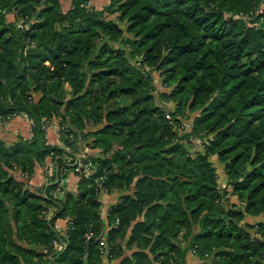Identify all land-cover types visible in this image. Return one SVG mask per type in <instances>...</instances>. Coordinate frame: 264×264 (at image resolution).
Instances as JSON below:
<instances>
[{
    "label": "trees",
    "instance_id": "obj_1",
    "mask_svg": "<svg viewBox=\"0 0 264 264\" xmlns=\"http://www.w3.org/2000/svg\"><path fill=\"white\" fill-rule=\"evenodd\" d=\"M89 1L0 0V119L32 123L30 139L0 140V264H264V0ZM53 119L61 143L98 151L60 198L30 185L46 159L63 167ZM102 188L126 191L105 220ZM104 231L106 249L85 242Z\"/></svg>",
    "mask_w": 264,
    "mask_h": 264
},
{
    "label": "rangeland",
    "instance_id": "obj_2",
    "mask_svg": "<svg viewBox=\"0 0 264 264\" xmlns=\"http://www.w3.org/2000/svg\"><path fill=\"white\" fill-rule=\"evenodd\" d=\"M102 2L104 3V6L105 5H108V3H109V0H102ZM103 3H99V5H97L96 7H97V9L98 10H100V9H102L104 6H103ZM117 15H114V16H111V17H109L110 19H114L115 17H116ZM226 17H228L227 15H226ZM116 47H120V45L119 44H116L115 45ZM154 78H155V83L157 84V86L159 85V79H158V76H157V74L156 73H154ZM159 87V86H158ZM20 117V116H19ZM193 117H194V114H192V115H190V117L189 118H181V124L179 125V135L181 136V137H183L184 135H187V134H189L190 132H191V126H192V121H193ZM16 118V117H15ZM13 120V119H12ZM8 123L9 122H7V123H1L0 122V124H2V126L4 127V130H9V126H8ZM52 123H54L53 125L55 126V127H57V128H59V126H58V121L56 120V119H53L52 120ZM3 124H6V125H3ZM50 128L51 127H53V126H49ZM48 127V128H49ZM53 140H51V137H50V135H49V132L47 133L46 132V139H47V142L51 145V144H54L55 142H56V138H54L55 136H56V134H55V132L53 131ZM57 134H59V133H57ZM14 135V134H13ZM52 136V135H51ZM57 137H59L58 135H57ZM210 138H211V136H210ZM6 139H8L7 137H6ZM17 138L16 137H14L13 136V141L12 142H14L15 140H16ZM1 141H3V142H8V141H5V140H3V139H0ZM12 142H9V143H12ZM202 142L203 141H201V139H197V138H194V137H190V139L189 140H186V139H183V141H182V143H183V145L185 146V148L187 149V151L189 152V154H191V155H193V153H195V152H203V149H202V146H201V144H202ZM204 143V142H203ZM82 144V146H83V148L81 149V152L82 153H84L85 154V157L86 156H88V155H90V154H97V150H93V149H91L89 146L88 147H86L85 146V144H83V143H81ZM87 162H91L89 159H87L86 160ZM210 161H211V163H212V165L215 167V169H216V173H217V183H218V188L219 189H224V187H225V175H224V171H223V165L219 162V161H217L216 160V158L215 157H212L211 159H210ZM92 163V162H91ZM51 164H53V161H52V163ZM49 170H47L46 169V171H42V173H44V178H45V180H46V182L45 183H47L44 187H46V186H49V185H56L57 187H56V189L54 190V192L52 193V195H54V194H56L57 193V189H58V184H55V181H56V176L58 175V170H57V166H56V164H53V165H50V168H48ZM95 170L94 169H92V171L90 172V176L89 177H91L92 175H94V172ZM69 176H72V174L71 175H69ZM74 176V175H73ZM67 180H68V177L67 178H65V181H64V183H63V186H62V189L64 188L65 190H69V189H66V183H67ZM60 185H59V187H61ZM43 187V188H44ZM62 189L60 190L61 191V193L60 192H58L57 194H58V196H59V198L61 197V194H62ZM72 190V189H71ZM101 192H104V191H102V190H100ZM118 193V192H117ZM124 194V193H126V191H123V192H121V194ZM57 196V197H58ZM229 200H230V203H237V200H236V197H233V196H229ZM237 204H240V203H237ZM47 207V206H46ZM44 209L45 210H43L42 211V214L47 218V219H51V218H53V215H54V209L51 207V206H48L47 208H45L44 207ZM61 220H63V221H66V222H68L67 221V219H62V218H60V219H58V220H56L55 221V224L58 226V228H59V230L61 229L60 228V226L59 225H61ZM244 223H248V224H254L255 223V221L254 222H250V221H246V219H245V221H244ZM53 227H54V224H53ZM58 230V231H59ZM60 234H61V232H59ZM63 233V232H62ZM250 233L251 234H253L254 235V231L252 230V231H250ZM61 244L62 243H58V242H54L53 243V248H54V250L55 251H57V249L58 248H60L61 247ZM58 252V251H57ZM189 258L187 259V264H196V263H198V259L195 257V256H193V255H189L188 256ZM106 261V260H105Z\"/></svg>",
    "mask_w": 264,
    "mask_h": 264
},
{
    "label": "crops",
    "instance_id": "obj_3",
    "mask_svg": "<svg viewBox=\"0 0 264 264\" xmlns=\"http://www.w3.org/2000/svg\"><path fill=\"white\" fill-rule=\"evenodd\" d=\"M57 1L59 2L60 6H61V10L63 12H66L68 9H70L72 0H57ZM99 3H103L102 0H90L89 6L98 10L96 6L99 5ZM103 6H104V3H103ZM6 19L8 22H14L15 18H14L13 14H9L6 16ZM53 124L54 123L51 122L50 125L53 127H51V128L49 127L47 130V133L49 132L51 140H53L52 139L53 134H54L53 131L55 132L56 136L54 138H56L55 139L56 142L54 144H51V145H57L60 142V140H59V137H57V135H58L57 134L58 133L57 127H55ZM3 125H6V124H3ZM8 126H9V130H7V129L4 130V127L2 126V124H0V139L8 141L5 143L12 142L13 136L16 138L22 137L25 140L30 139V137H31L30 125H29L28 121H26L24 118L16 117L8 123ZM6 137L8 139H6ZM47 144H49V143L47 142ZM51 163H52V161L50 160V158H48V159H46V163L43 167L36 165L35 172L30 179V185L32 187L43 188L47 184V183H45L46 180L44 178L45 176H44V173H42V171H46V169L48 170ZM78 181H79L78 177H75L73 175L69 176L67 183H66V186H67L66 189H69L70 192L75 193L77 190ZM122 194H121V192H118V193L113 192V193L107 194L106 192H101V191L98 193V200L101 204L100 210H101L102 219H104V220L106 219L109 208L118 203L119 197ZM246 221L254 222V221H259V219L248 217L246 219ZM67 224L68 223L66 221L61 220V225H59L61 229L59 230V232H61V233L64 232L67 229ZM118 262H119V260L114 259V260L108 261L105 258L103 260L102 264H118Z\"/></svg>",
    "mask_w": 264,
    "mask_h": 264
},
{
    "label": "built area",
    "instance_id": "obj_4",
    "mask_svg": "<svg viewBox=\"0 0 264 264\" xmlns=\"http://www.w3.org/2000/svg\"><path fill=\"white\" fill-rule=\"evenodd\" d=\"M20 117L24 118L23 115H21ZM25 119V118H24ZM0 122L2 123V120L0 119ZM30 128L32 127V123L30 121H28ZM46 132L48 130V127H43ZM59 128H57L58 130ZM72 139V137L70 136V140ZM72 143V141H71ZM82 142H78V144L76 145V150L71 147V145H67L64 143L59 142L57 145L59 146V148H61L63 150V154L62 156V161L63 163V167L61 169H58V175L56 176V181L55 184H58V189H57V193L60 192L61 193V189L63 186V183L65 181V177H63V174L67 173V177H69V175H74L75 177H85V178H89L90 176V172L92 171V169H94L93 164L90 162H87L85 154L81 152V149L83 148ZM53 164H55L53 162ZM51 164V165H53ZM50 168V166H49ZM70 168L71 171H67V169ZM49 170V169H48ZM59 185L61 187H59ZM103 191V188L101 189ZM54 194V197H57L58 194ZM117 222L114 224V226H116ZM54 229L59 233V228L58 226L54 223ZM84 239L85 242L88 241H98L99 246L101 247L102 250L106 249L107 244H106V232L104 231L102 234L98 235V236H94L91 233H85L84 234ZM65 248L64 244H61V247L57 249V251H63Z\"/></svg>",
    "mask_w": 264,
    "mask_h": 264
},
{
    "label": "water",
    "instance_id": "obj_5",
    "mask_svg": "<svg viewBox=\"0 0 264 264\" xmlns=\"http://www.w3.org/2000/svg\"><path fill=\"white\" fill-rule=\"evenodd\" d=\"M50 251V249L48 250V252Z\"/></svg>",
    "mask_w": 264,
    "mask_h": 264
}]
</instances>
